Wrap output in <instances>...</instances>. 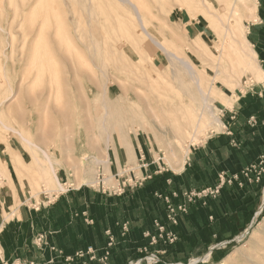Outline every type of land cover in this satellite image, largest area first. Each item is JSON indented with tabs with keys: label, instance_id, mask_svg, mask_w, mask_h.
Returning <instances> with one entry per match:
<instances>
[{
	"label": "rangeland",
	"instance_id": "rangeland-1",
	"mask_svg": "<svg viewBox=\"0 0 264 264\" xmlns=\"http://www.w3.org/2000/svg\"><path fill=\"white\" fill-rule=\"evenodd\" d=\"M132 2L141 16L128 0H0V174L9 181L0 177L4 221L15 219L22 204L45 202L46 192L51 199L69 187L118 194L150 181L141 175L145 165L178 172L181 160L223 131L243 96L264 90L257 68L264 70L263 60L250 59L245 74L225 34L234 8L245 26L240 47L256 49L249 28L260 0ZM177 56L194 65L206 95L216 81L210 107ZM194 106L204 112L200 133L195 143L188 137L178 143L176 126ZM254 164L224 173L240 180L223 185L205 205H189L193 218L206 210L208 224L218 222L199 234L201 251L178 264H247L257 254L264 242V175L252 171L249 181L241 174ZM227 186H236L242 199L258 187L256 209L236 213L240 198L233 205L222 200ZM228 206L237 209L231 213Z\"/></svg>",
	"mask_w": 264,
	"mask_h": 264
},
{
	"label": "crops",
	"instance_id": "crops-1",
	"mask_svg": "<svg viewBox=\"0 0 264 264\" xmlns=\"http://www.w3.org/2000/svg\"><path fill=\"white\" fill-rule=\"evenodd\" d=\"M257 15L249 33L259 51L258 58L264 62V0H260ZM238 104L226 115L223 131L201 143L178 172L158 171L155 165H145L141 175L150 181L139 188H126L118 194L71 188L52 203L45 200L22 204L11 222L0 216V264H130L131 260L145 256L139 255L141 246L149 243L144 233L154 231L153 222L165 219L167 214L159 195L216 186L222 174L240 173L264 154V90L243 96ZM251 117L256 123L249 121ZM239 193L236 186L223 190L222 200L229 198L232 205L241 201V208L228 206L227 210L234 213L237 209L236 213H240L246 208L248 213V206L255 210L258 187L245 191L244 199ZM193 208L188 215L179 217L175 228L179 240L175 245L150 248L160 255L159 264H178L177 260L182 258L189 261L201 251L199 234L211 232L218 220L209 225L206 210L198 211L193 218ZM196 208L201 210L200 206ZM124 223H128L130 230L126 235L121 230ZM106 230L113 231L116 244L108 260L102 262L107 249ZM78 253L83 257H78Z\"/></svg>",
	"mask_w": 264,
	"mask_h": 264
},
{
	"label": "built area",
	"instance_id": "built-area-1",
	"mask_svg": "<svg viewBox=\"0 0 264 264\" xmlns=\"http://www.w3.org/2000/svg\"><path fill=\"white\" fill-rule=\"evenodd\" d=\"M251 123H256L255 118L251 117L250 120ZM252 171H255L259 176L264 175V154L262 157H260L259 161L256 162L254 165H252L250 168H247L245 171H243L241 174L243 178H248L249 181H252V178L250 176H253ZM239 181V175H230L225 178V175L222 174L220 185L214 187L205 189L202 191H192V192H179L175 191L171 193V195H159V198L163 200V202L166 205V216L165 219H158L153 222V228L154 231H146L144 233V237L149 240V243L147 245H142L139 249V254L145 255L140 260L135 262V264H159L162 262L160 255L151 252L152 247L158 246L159 244H162L164 246H171L175 245L176 242L179 240V235L176 231V226L179 225V217L181 215H186L189 213V205L195 203L196 201H204V205L207 201H209L211 198H216L221 192V189L223 185L225 184H232L233 181ZM260 178L256 180L258 182ZM242 183H240L241 185ZM69 189H71L69 187ZM69 189L65 192H68ZM61 191L59 195H54L53 198L48 196L49 192L45 193V200L48 203H52V200L54 198H58L61 194L65 193ZM178 199H182L183 201L179 204H176L175 201ZM92 224V221H91ZM121 230L123 232V235H126L129 233V226L128 223H124L121 226ZM106 235L108 237L107 245H106V252L103 257L102 262H106L108 260L110 254L112 253V249L116 244V236L111 230H106ZM94 254V252H91ZM78 257H83L82 253H78ZM95 258V255H93L92 259ZM132 264V262H130Z\"/></svg>",
	"mask_w": 264,
	"mask_h": 264
},
{
	"label": "bare ground",
	"instance_id": "bare-ground-1",
	"mask_svg": "<svg viewBox=\"0 0 264 264\" xmlns=\"http://www.w3.org/2000/svg\"><path fill=\"white\" fill-rule=\"evenodd\" d=\"M126 1V0H125ZM133 1V0H132ZM131 0H128V2L130 3L131 2V4L133 5V7H135V9H136V13L139 15V16H141V12H140V8L135 4V3H133ZM140 1H142V0H140ZM229 12H230V15H227V21H231L232 19L231 18H233V24L231 23V22H228V24H229V27H227V26H225V27H227V29H226V31H225V34L227 35V37L229 36V37H231L230 38V47H234L235 48V50L236 51H238V54H239V60H238V65H239V67L241 68V69H243L244 70V73L246 74L247 73V71H251L252 69L249 67V66H251V62H250V59H253V60H256L257 59V57H258V53H259V51L257 50V48L256 49H254V48H248L247 47V49H245V45H243V46H241L240 47V45H239V36H241V35H243L244 36V33H243V31H244V29H245V26L242 24V21H241V19L239 18V16H237L236 15V10L234 9V8H230L229 9ZM145 14V13H144ZM142 15H143V13H142ZM146 15V14H145ZM142 17H140V19H141ZM139 19V20H140ZM144 23V22H143ZM142 28V27H141ZM133 29V28H132ZM131 29V30H132ZM143 29V28H142ZM141 29V30H142ZM144 30V29H143ZM143 30H142V32H143ZM137 32V31H136ZM135 32V33H136ZM128 33V32H127ZM130 33V32H129ZM128 33V34H129ZM145 33V32H144ZM132 34V33H131ZM135 35V34H134ZM137 36V35H136ZM148 36V35H147ZM129 37V36H128ZM132 38V37H131ZM137 39V38H136ZM138 39H139V36H138ZM121 40H123V39H121ZM138 41H140V40H138ZM141 41H143L142 39H141ZM141 41H140V43H141ZM151 41H152V39H151ZM242 41V40H241ZM145 42H147V40L145 41ZM153 43V42H152ZM155 43V42H154ZM153 43V44H154ZM136 44V43H135ZM154 45H156V46H158L160 49H165L164 48V46L162 45V43H159V42H156ZM138 46V45H137ZM227 46V45H226ZM140 46H138V48H139ZM134 48L136 49V46H134ZM225 48V47H224ZM157 49V47H155V50ZM166 50V49H165ZM143 53V52H142ZM148 53H149V51H148ZM166 53V52H165ZM226 54V53H225ZM173 55V54H172ZM150 56V55H149ZM170 56H171V54H170ZM228 56V55H227ZM250 56V57H249ZM177 57H179V56H177ZM179 58H181V57H179ZM224 58V57H223ZM183 58H181V64H183V66L185 67V69L186 70H188V72L190 73V75H191V77H192V79H194L195 80V84H197L196 86L199 88L198 89V91H200L199 93H201L202 95H203V103H204V105H205V107L206 108H208V107H210L209 105H207L206 106V102H207V98L210 96V95H212L213 93L212 92H215V87H214V82H216L215 80H214V82L212 83V84H210V88L208 89V93H210V95L209 94H205V91H203V87H202V85H201V82H200V79L199 78H201V77H199V74H198V72L195 70V68H194V65L189 61H183L182 60ZM218 62H219V60H217ZM215 62V61H214ZM217 62V63H218ZM221 62V61H220ZM222 63H223V61H222ZM214 65V64H213ZM210 66V65H209ZM215 66V65H214ZM217 67H218V65H216ZM221 66V65H220ZM213 67V66H212ZM211 68V67H210ZM215 68V67H214ZM258 68V72L259 71H261L260 72V74H259V77L262 79V77L264 76V70L262 69V68H259V67H257ZM213 69V68H212ZM220 70V69H219ZM218 71V70H217ZM222 71V70H221ZM220 71V72H221ZM221 73H223V72H221ZM214 75H216V74H214ZM218 75H221L222 76V74H218ZM200 76H201V74H200ZM199 77V78H198ZM216 77V76H215ZM218 77V76H217ZM216 77V78H217ZM191 79V80H192ZM204 79V78H203ZM218 79H219V77L217 78V81H218ZM238 79V78H237ZM220 80V79H219ZM212 81H213V78H212ZM229 85V84H228ZM238 85V84H237ZM193 90V89H192ZM209 90H210V92H209ZM245 90V89H244ZM179 91V90H178ZM216 95H214V97H215ZM224 96V95H223ZM211 97V96H210ZM225 97V96H224ZM211 98H213V97H211ZM228 99V98H227ZM226 100V99H225ZM230 100V99H229ZM164 102H166V101H164ZM163 102V103H164ZM229 103H231L230 101H229ZM233 103V102H232ZM232 105V104H231ZM234 105V104H233ZM206 108H204V109H206ZM151 110V109H150ZM206 110H208V109H206ZM203 111V110H202ZM209 113H210V116L212 117V118H214V121L215 122H217L218 124H219V126H222V122H220V120H219V118H217V116L215 115V113L212 111V110H210L209 111ZM117 114H119V113H117ZM204 112H201L200 114L198 113V107H196V106H194V107H192V109H190L185 115H184V117H183V119H182V122H181V124L177 127L176 126V133L180 136L179 138H177V139H179L180 141L178 142V143H180L181 142V137L182 138H184V137H188L190 140H191V143H195L196 142V137H197V134H198V132H199V130H200V128L202 127V124L204 123ZM109 121V120H108ZM218 126V125H217ZM115 128V127H114ZM203 129V128H202ZM175 130V129H174ZM200 133V132H199ZM177 135V136H178ZM34 145V144H33ZM37 146V145H36ZM38 147V146H37ZM40 148V147H39ZM41 149V148H40ZM43 153H44V151H43ZM187 154V153H186ZM45 157L46 158H48L49 159V155H48V153L47 154H45ZM182 161V165L180 166V169L181 168H183V166H184V164H185V159H183V160H181ZM52 169H53V166H52ZM54 170V169H53ZM0 177H2V179L3 180H5V181H8L7 180V177L6 176H4V175H2V174H0ZM9 182V181H8ZM58 185H60V190H63L64 188V186H63V184L62 183H59ZM1 228V227H0ZM262 244L263 245H260L261 247L260 248H258V251H257V254L256 255H251V256H249L248 258H247V260H246V262H247V264H264V242H262ZM225 260H223V262H224Z\"/></svg>",
	"mask_w": 264,
	"mask_h": 264
},
{
	"label": "water",
	"instance_id": "water-1",
	"mask_svg": "<svg viewBox=\"0 0 264 264\" xmlns=\"http://www.w3.org/2000/svg\"><path fill=\"white\" fill-rule=\"evenodd\" d=\"M263 205H264V202H263Z\"/></svg>",
	"mask_w": 264,
	"mask_h": 264
}]
</instances>
